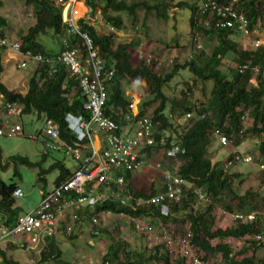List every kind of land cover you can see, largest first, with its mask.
<instances>
[{"label":"trees","instance_id":"obj_1","mask_svg":"<svg viewBox=\"0 0 264 264\" xmlns=\"http://www.w3.org/2000/svg\"><path fill=\"white\" fill-rule=\"evenodd\" d=\"M66 1V0H65ZM156 3L149 4L143 0H134L127 2L126 0H85L86 6L94 13L98 8L100 16L105 23L114 31L122 29V18L120 13L132 19L133 22L137 18V8H145L148 13L155 10V14L159 18H169V3L165 0H153ZM239 8L244 10L248 25L252 28L258 21L262 20L264 15V0H240ZM27 5H33L37 10V22L31 26L25 35L21 36L23 51L29 50L32 54H42L46 57L55 59L52 64L38 65L37 69L29 76L28 86L24 93H17L8 88L2 82L4 63L2 52H6V47H0V93L4 95L7 101H14L21 107V115L35 113L38 119H52L58 126L59 136L63 142L72 143V139H76L67 128L66 115H84L82 105L84 99L77 88V81L74 76L68 74L67 67L56 61V57L64 49L63 40H67L69 47L75 45L80 48V39L76 35H70L66 31V18L64 17L63 5L57 3V0H26ZM80 8H76L75 12L82 15L86 8L82 2L78 3ZM181 3L180 5H182ZM59 5V6H58ZM0 6L2 3L0 1ZM198 5H191V14L189 17L190 30L198 35L202 33V38L211 40L216 38L217 43L213 47L211 55L208 57L203 51L193 55L190 59L180 63L175 60L172 68L161 74L157 71L156 62L147 60L146 56L137 57L134 62L132 54L128 51L129 46L136 45L137 42L118 43L113 45V34L98 33L96 28L92 26L88 20L81 18L78 20L80 30L86 32L93 40L94 45L98 48L100 57L105 62V68L114 69V74L109 82L108 98L104 106L103 112L106 117L115 121L119 126H124L127 119L130 121H138L143 117L151 120L153 125L154 142L151 145H144L142 149L143 155L150 153L153 149H161L164 154L174 144H178L181 148L174 156H169L173 160L179 162L176 173L190 184V186H182V194L179 201H170L165 199L168 205L167 214H163L159 204H141L133 208L130 201L120 202L117 195L125 197L126 194H132L134 198L139 200L148 199L157 192L155 188H151L148 194L130 189L129 181L133 175V171H125L123 173L124 181L122 185L108 183L97 187L96 196L98 201L93 206H85L74 208L71 213H66L60 221L56 234L47 237L45 247L39 254H35L38 262L33 264H70L63 254L60 247L57 234L61 233L72 240L77 237L75 231L67 235L66 225L82 226L86 229V225L92 223V219L102 213L118 214L128 216L129 219H142L151 217L154 219L151 224L162 223L165 231L172 235L177 229L183 228V236L187 233L191 234L190 245L196 248L197 252L218 253L219 264H264V258L258 259L256 254H250V250L258 246H264V242L255 240V235L264 234L261 220L264 218V212L258 211L259 219L256 222L236 220L235 225L227 228H213V218L210 214L211 202H205L203 210L198 208L200 198L198 194H202V198L209 197L210 200H222V198L233 197L238 198V202L224 203L223 207L230 213H249L259 208V203L254 199V193L248 190L244 196H238V192L234 188L236 179L243 178L244 173L241 171H232L230 166L225 167L228 161L232 160V166L239 162H244V156L241 159L236 157L240 154H232L227 161L211 162L208 147L212 137L216 138L215 131H219L227 135L231 144L239 145L246 140L251 134L264 137V81L261 76L264 70V44H260L251 49H241L236 36L239 32L233 28H219L211 25L204 27L201 21L195 17ZM7 26V20L0 16V34L4 35V28ZM51 29L53 35L59 44L57 50L47 49L40 41V35L46 34ZM205 37V38H204ZM170 48V45L167 46ZM229 53H235L239 56L240 65H247L243 71L240 69L233 70V75L223 72L219 65L222 64L223 58ZM248 64H245L247 61ZM260 65L257 69L260 81L254 86L251 80L252 67ZM187 69L193 74V82L211 83V89L208 97L203 101H198L192 97V87L185 85L187 93L181 92L180 99H170L164 93L163 89L167 83L178 74L179 70ZM140 80L143 89L150 96H153V102L158 103L152 113L148 115V103H143L139 110L134 108L130 110L128 105L130 102L122 96L121 82ZM69 93H72L70 96ZM138 97L135 96V100ZM169 113L167 112V103ZM250 114L253 122L250 127L246 128L247 115ZM174 116L185 118L186 124L178 125ZM251 131V132H250ZM88 143L87 138L81 141ZM65 149L63 146L59 149ZM58 150V149H57ZM85 154L90 153V148L84 149ZM236 153V152H235ZM83 158V157H82ZM82 158L78 159L75 168L68 167L62 160H56L49 167H43L42 160L30 161L28 158L13 156L14 176L18 174L17 164H25L27 166H35L40 168L38 175L46 181V173L57 168L58 174L55 179V185H59L71 176L78 164L82 163ZM254 160L262 166L260 171L264 183V140L259 145V155L253 156ZM252 158V159H253ZM2 151L0 149V214L4 224L10 226L14 224L19 214L20 208L16 205V198L13 197L12 191L19 184L11 181L7 183L1 175L9 162L2 163ZM120 172V171H118ZM77 179L76 183H79ZM241 183V182H240ZM163 187L161 191H163ZM108 194V199L101 196ZM65 198L75 199L77 193L74 190L63 192ZM264 206V202L262 204ZM261 218V220H260ZM183 227H182V225ZM188 225V227H186ZM186 227V228H185ZM93 236L101 239L108 238V248L103 255V261L116 264L118 261L124 264H153L162 262L163 264H190L182 255L171 258L169 251L164 244H157L148 255L133 247L130 249L128 242L123 238L114 237L107 228L97 227L93 224ZM228 238L242 239L245 238L244 247L233 254V247ZM249 238V239H248ZM217 239L212 244L211 240ZM11 246V243L8 242ZM88 246H92L91 244ZM2 254H4L3 251ZM202 257H205V256ZM199 256V255H197ZM201 257V256H199ZM83 263V262H82Z\"/></svg>","mask_w":264,"mask_h":264},{"label":"rangeland","instance_id":"obj_2","mask_svg":"<svg viewBox=\"0 0 264 264\" xmlns=\"http://www.w3.org/2000/svg\"><path fill=\"white\" fill-rule=\"evenodd\" d=\"M2 6H0V16L7 20V26L4 28V36L7 37L9 45L19 44V51L6 49V52H2V59L4 63V70L2 75V82L17 93H24L22 80L25 81V87L28 86L29 72L32 66H37V62L29 60L25 64L23 58L19 53H25L21 49L22 40L21 36L25 35L28 29L37 22V10L33 5H27L26 0H0ZM83 1V0H82ZM127 2L134 0H126ZM138 1V0H137ZM149 4L156 3L153 0H143ZM169 3V18H159L155 14V10H151L148 13L145 12V8H137V18L133 22L132 19L128 18L125 13H120L122 18V29L114 31L111 26L107 25L104 19L100 16V11L97 8L94 13L85 12L81 16L85 20L94 26L98 33L101 34H113V45L118 43L137 42L136 45L129 46L128 51L132 54L133 61L137 60V57L146 56L147 60H154L156 62L157 71L161 74L169 71L172 68V64L175 60L183 63L185 60L190 59L193 55L200 51L208 57L211 55L213 47L217 43L216 38L213 37L211 40H205L202 37V33L198 35L190 30L189 17L191 14L190 6L199 5L202 0H165ZM183 3L182 5H180ZM59 6V5H58ZM62 6V5H60ZM87 7V6H86ZM80 8V5H77ZM89 9V8H88ZM64 17L69 16V8L63 7ZM79 16V17H81ZM77 19V18H75ZM248 21V20H247ZM259 23L257 31L251 36H247L242 32L234 37L239 41L240 48L251 49L255 47L256 36L263 40L264 43V15ZM253 27V26H252ZM205 38V37H204ZM40 41L46 45L47 49L57 50L59 44L53 35V31L48 29L46 34L40 35ZM170 45V48L167 47ZM29 51V50H26ZM8 53V54H7ZM10 53L15 54L17 59L14 61L10 58ZM241 58V57H240ZM239 56L235 53H229L223 58V62L219 65V68L229 75H233V70L240 69L243 65H240ZM136 59V60H135ZM173 62V63H172ZM248 59L245 64L249 65ZM23 64V65H22ZM259 64L252 67L251 80L254 81V86L260 81L258 77L257 69ZM38 67V66H37ZM31 68V69H30ZM34 72V71H33ZM32 71L30 72V75ZM193 74L187 69L179 70L178 74L174 76L164 87L163 91L170 99H180L181 92L187 93L185 85L192 87V97L195 100L203 101L205 97H208L211 83L207 82L202 85L201 82L195 81ZM261 80L264 81V70L261 76ZM122 96L129 102L133 101V106L137 110L142 107L143 103H150L148 107V115L152 113L153 109L158 103L153 102V96H150L143 89L140 80L136 81H122L121 82ZM71 96L72 93H69ZM135 96L138 97L135 100ZM167 103V112L169 109ZM148 117V116H147ZM178 125L186 124L185 118H179L174 116ZM15 119V118H14ZM13 119V120H14ZM22 132L18 133L17 136L5 137L0 136V149L2 151L1 162L4 164L8 163L5 170L1 172L4 181L10 183L11 181L17 182L22 188L23 196L16 198V205L20 208L22 213L33 210L41 201L42 192H51L55 189V179L57 178L58 169H52L46 173V181L40 178L38 167H31L25 164H17L18 174L14 176V164L12 159L13 156H20L28 158L30 161L42 160L43 167H49L56 160H62L68 167L75 168L77 166V159H75L71 153L65 149H54L53 147H46L45 141L46 136L44 135V123L45 119L39 118L35 113L26 114L21 116ZM253 122V118L250 114L247 115L246 128L250 127ZM184 123V124H183ZM251 132V131H250ZM250 135L246 140L242 141L239 145L229 144L221 145L216 141V138L212 137L211 143L208 147L209 157L212 163L217 161H227L232 154H240L244 156V162H239L236 165H230L232 171H241L244 173L243 178L236 179L234 188L238 192V196H244V194L251 190L254 193V199L256 203H259V208L251 209L256 212H264V183L263 177H261L260 171L263 170L262 166L254 160L253 156L259 155V145L264 140L263 136H258L249 133ZM236 152V153H235ZM82 157L84 152H82ZM251 157L253 159H251ZM248 159V160H247ZM144 164L141 168L134 171L133 177H130L129 185L133 191H139L148 194L151 188H155L156 192L162 189L166 175L176 173L179 162L169 158V155L164 154L161 149H153L150 153L143 155ZM124 179V177H123ZM241 182V183H240ZM200 198L198 208L203 210L206 205V201L211 202L210 214L213 218V228H227L233 226L236 223V219L230 215V212L224 209V203H235L238 202V198L227 197L222 200H210L209 197ZM136 201L140 200L135 198ZM130 204L133 205L132 201ZM148 204V203H140ZM264 215V214H263ZM64 217V216H63ZM62 217V219H63ZM99 220L96 223L97 227L107 228L108 232L116 237L123 238L128 242L130 249L135 247L136 249L143 251L145 255L151 252V249L157 244H164V236L168 233L164 230L165 226L162 223L151 224L154 221L151 217L137 219L139 222L149 223L153 227V231L150 234H146L139 231L135 227V221L129 219L128 216H122L118 214H100L96 216ZM261 220V218H260ZM61 222V221H60ZM182 225V224H181ZM262 229L264 231V218L261 220ZM62 226V223L60 224ZM72 230L77 233V237L70 240L66 236H62L61 233L57 234V240L60 247L63 249V254L70 264H104L102 260L103 255L108 248V238L101 239L97 236H93L92 229L93 225L89 223L86 225V229L82 226L69 225ZM183 227V225H182ZM188 227V225H186ZM185 227V228H186ZM67 232V231H66ZM183 228L177 229L172 233L173 241L177 242L180 238H183ZM70 231L67 232V235ZM264 233V232H263ZM169 235V234H168ZM30 235L27 234H16L12 236L15 241L11 243V246L7 242L0 243V264H33L38 262L35 254H39L45 246H23L20 243H30ZM260 238H259V237ZM255 240L264 242V234L255 235ZM249 239V238H248ZM227 241L233 247V254L238 252L245 245V238L235 239L228 238ZM212 244L217 242V239L211 240ZM92 245L91 247L88 245ZM43 245V244H42ZM166 247V246H165ZM173 253L171 258H176L181 250L180 246H171ZM195 252L196 248L193 247ZM167 249V248H166ZM193 251H191L192 253ZM194 253V252H193ZM199 256H203V252H197ZM250 254H256L258 259L264 258V246H258L257 248L251 249ZM203 258L217 260L220 256L218 253H208ZM191 258V257H190ZM83 262V263H82ZM218 262V261H216ZM116 264H124L119 261ZM153 264H163L162 262Z\"/></svg>","mask_w":264,"mask_h":264},{"label":"built area","instance_id":"obj_3","mask_svg":"<svg viewBox=\"0 0 264 264\" xmlns=\"http://www.w3.org/2000/svg\"><path fill=\"white\" fill-rule=\"evenodd\" d=\"M78 0H57V3L69 8V16L66 18V31L70 35H76L80 39V48L78 46L69 47L67 40H63L64 49L56 57V61L67 67L68 74L74 76L77 81V88L84 99L82 105L84 115H66L67 128L76 139H72L71 144H67L60 139L57 124L52 119H45L44 135L46 136V147L59 149L64 147L65 150L75 158H82V153L86 148H90L89 154H83L82 163L78 164L75 172L65 181L55 186L51 192H44L40 204L33 210L19 214L14 224L6 226L0 214V243L10 242L15 244L12 236L16 234L30 235V243H20L23 246H45L47 237L56 234L61 222L60 219L66 213H71L74 208L93 206L99 199L96 196V189L100 185L114 183L123 184V173L125 171H136L144 164L143 154H141L144 145H151L154 142L153 125L148 117H143L138 121L126 120L124 126H119L115 121L104 115L103 109L108 98L109 82L114 74V69H106L105 62L100 57L98 48L94 45L92 38L80 30L78 19L73 16L74 4ZM240 0H203L198 8L200 15H207L203 21L204 25L209 26L211 23L219 28H233L247 36H251L257 31L259 23L249 27L244 10L240 9ZM90 10H86V12ZM256 36L255 47L264 44ZM0 47L10 48L19 51V44L9 45L6 36L0 34ZM25 64L26 61L32 60L41 64H52L55 59L46 57L42 54H32L30 51L19 53ZM22 64V65H23ZM248 67L244 65L241 71ZM133 101L128 108L134 109ZM22 107L14 102L7 101L3 94L0 93V136L15 137L22 132L21 126ZM15 118V119H14ZM185 118H188L186 115ZM14 119V120H13ZM218 143L229 145L231 141L218 130L215 131ZM87 138L88 143H82ZM97 143V145H96ZM181 148L174 144L166 151L167 155L174 156ZM241 159L240 156L236 157ZM246 159V158H244ZM252 159V157H251ZM248 160V159H247ZM232 160L225 164V167L232 165ZM120 171V172H118ZM79 179V183H76ZM190 186L183 177L177 173L167 174L163 183V191L159 190L154 196L136 201L132 194H126L125 197L117 195L121 203L126 200H133V208L141 205L140 203L159 204L161 212L167 214L168 205L165 199L170 201H179L182 194V186ZM74 190L77 193L75 199L65 198L63 192ZM15 198L23 196L22 188L18 185L12 191ZM199 198L202 194H198ZM108 199V194L101 196ZM109 214V213H106ZM236 220L256 222L259 219L258 212L249 213H230ZM98 218L94 217L92 223L96 224ZM135 221V227L139 231L150 234L153 231L149 223ZM92 224V225H93ZM72 228L66 225V231ZM191 234L187 233L183 238L173 241L171 235H165L164 245L169 253H173L171 246H180L179 255L186 258L190 264H219L218 259H208L196 255L194 248L190 245ZM43 244V245H42ZM191 251H193L191 253ZM191 257V258H190ZM218 261V262H216ZM104 264H111L106 261Z\"/></svg>","mask_w":264,"mask_h":264},{"label":"clouds","instance_id":"obj_4","mask_svg":"<svg viewBox=\"0 0 264 264\" xmlns=\"http://www.w3.org/2000/svg\"><path fill=\"white\" fill-rule=\"evenodd\" d=\"M78 1H81L82 3H83V5L85 6V8H87L88 9V7H86V4H85V0H78ZM77 1V2H78ZM203 1V0H202ZM75 5V4H74ZM201 5V3L198 5V8H199V6ZM198 8H197V11H196V14H195V17L196 18H198L202 23V25L204 26V27H207V28H209V27H211V25H213L214 26V24H210L209 26H206V25H204V20L206 19V17H207V15H200L199 13H198ZM88 10H90V9H88ZM91 11V10H90ZM77 18H79V17H77ZM81 19V18H80ZM79 20V19H78ZM259 235V234H258ZM259 237V236H258ZM260 238V237H259Z\"/></svg>","mask_w":264,"mask_h":264},{"label":"crops","instance_id":"obj_5","mask_svg":"<svg viewBox=\"0 0 264 264\" xmlns=\"http://www.w3.org/2000/svg\"><path fill=\"white\" fill-rule=\"evenodd\" d=\"M88 10V9H87ZM73 12H74V10H73ZM8 54V53H7ZM10 58L9 59H12L13 61L15 60V59H17V57L15 56V54H13V53H10ZM31 69V68H30ZM35 69H37V66H35V67H33L32 66V69L30 70V72L32 71V73H33V71H35ZM30 72H29V76H30ZM21 83H23V90L25 91L26 89H27V87H25V81L24 80H22L21 81ZM82 152H84V150L82 151ZM136 174V173H135ZM134 173H133V175H135ZM133 175H132V177H133ZM46 190H44L43 192H42V195H43V193L45 192ZM97 191V190H96ZM41 199H42V196H41ZM40 204V203H39ZM38 204V205H39ZM108 215V214H107Z\"/></svg>","mask_w":264,"mask_h":264},{"label":"bare ground","instance_id":"obj_6","mask_svg":"<svg viewBox=\"0 0 264 264\" xmlns=\"http://www.w3.org/2000/svg\"><path fill=\"white\" fill-rule=\"evenodd\" d=\"M79 2H81V1L76 2L75 5H74V8H73V10H74V12H73V16H74V18L79 17V14L75 12V10H76V8H77V5H79V4H78ZM96 145H97V143H96Z\"/></svg>","mask_w":264,"mask_h":264}]
</instances>
